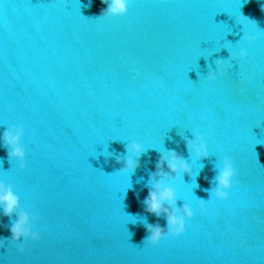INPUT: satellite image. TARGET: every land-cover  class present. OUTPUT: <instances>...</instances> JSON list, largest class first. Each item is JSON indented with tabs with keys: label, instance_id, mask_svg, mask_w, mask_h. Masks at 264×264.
<instances>
[{
	"label": "water",
	"instance_id": "water-1",
	"mask_svg": "<svg viewBox=\"0 0 264 264\" xmlns=\"http://www.w3.org/2000/svg\"><path fill=\"white\" fill-rule=\"evenodd\" d=\"M262 4L133 0L125 15L98 18L100 0H0V124L23 125L28 149L19 170L0 145V175L39 215L41 234L19 254L8 241L15 214L0 216L2 264H264ZM240 12L262 30L250 44L236 43L259 31L237 22ZM224 47L248 56L208 81ZM193 128L211 133L206 159L186 148ZM133 139L146 151L138 168L119 172L115 156ZM168 149L198 172L173 182L176 205L195 214L181 235L144 245L145 222L166 229L143 201ZM224 155L233 188L201 215L195 200L209 199Z\"/></svg>",
	"mask_w": 264,
	"mask_h": 264
},
{
	"label": "clouds",
	"instance_id": "clouds-1",
	"mask_svg": "<svg viewBox=\"0 0 264 264\" xmlns=\"http://www.w3.org/2000/svg\"><path fill=\"white\" fill-rule=\"evenodd\" d=\"M106 7L101 10L100 17H119L127 13L130 4L133 0H100ZM79 3V0H78ZM261 10L264 11V4L261 5ZM237 22L243 24H255V21L244 16L241 12L234 18ZM244 25V24H243ZM257 27V25H256ZM257 29H259L257 27ZM259 29L257 32H249L243 30V35L239 41L252 43L258 38ZM227 48V47H224ZM228 49V48H227ZM229 51V49H228ZM248 56L245 47H239L235 51H229V56L225 58H217L215 60V70H210L206 78L208 81H214L217 74L223 75L226 69H232L234 60H246ZM248 72L251 73L253 65L248 64ZM3 131L0 132V145L7 149L9 161H15L19 170H24L27 167L26 156L28 154L27 146L23 143L25 128L21 124H8L7 126L0 124ZM211 139L210 132L201 133L197 128L191 130V138H185L186 148L192 154L195 160L206 159L209 156L208 140ZM260 144V143H257ZM155 148V147H153ZM146 151L145 146L137 140H128L125 146V155L115 156L117 163L123 161L119 172L129 173L139 167L140 157ZM111 156V153H107ZM257 161V154H256ZM258 163V162H257ZM203 167V165H201ZM0 170L3 169V160H0ZM196 176L198 172H193V169L175 150L168 149L160 151V156L155 165V171L149 177V191L144 198L145 211L159 217L164 215L166 219V229L159 224H144L148 235L144 239V245L157 246L159 242L166 236L177 237L184 233L186 220H191L194 216L193 207L189 203H183L181 206L176 205L177 194L173 184L176 180H182L184 174ZM237 175L233 163V157L224 155L220 157V163L215 179V187L211 188L209 199L196 198L195 205L201 215H206L208 205L213 200L225 201L228 199L229 191L233 188L234 178ZM193 187H198L194 184ZM15 214V220L10 225L11 237L8 241L17 244L16 251L23 254L25 249L23 243L26 241H39L41 234L36 229L35 223L40 219L35 212H29L26 207L20 204V197L14 192L13 186L6 183L2 175H0V216H12ZM132 217V215H129ZM131 235V233H130ZM19 242V243H17ZM5 247V239L0 238V248ZM0 264H2V256H0Z\"/></svg>",
	"mask_w": 264,
	"mask_h": 264
}]
</instances>
